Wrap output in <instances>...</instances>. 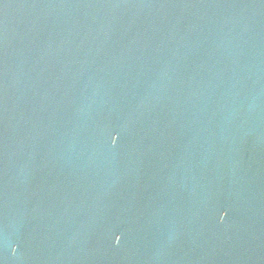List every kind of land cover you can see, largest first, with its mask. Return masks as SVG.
I'll return each instance as SVG.
<instances>
[{
	"label": "water",
	"instance_id": "water-1",
	"mask_svg": "<svg viewBox=\"0 0 264 264\" xmlns=\"http://www.w3.org/2000/svg\"><path fill=\"white\" fill-rule=\"evenodd\" d=\"M0 264H264V0H0Z\"/></svg>",
	"mask_w": 264,
	"mask_h": 264
}]
</instances>
